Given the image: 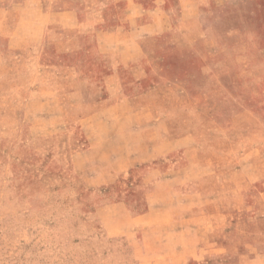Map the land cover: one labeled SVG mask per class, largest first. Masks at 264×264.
<instances>
[{"label": "rangeland", "instance_id": "obj_1", "mask_svg": "<svg viewBox=\"0 0 264 264\" xmlns=\"http://www.w3.org/2000/svg\"><path fill=\"white\" fill-rule=\"evenodd\" d=\"M95 1L1 5L25 3L30 18L46 23L37 25V37L51 41L61 28L48 25L54 15ZM101 1L114 3L128 18V0ZM138 2L146 15L139 17L136 35L149 33L145 22L157 16L180 20L173 0L163 11L153 0ZM200 22L203 40L191 49L183 46L184 54L198 59L187 66L197 89L190 117L181 124L190 127L202 161L213 147H224L235 167L244 153L255 152L258 130L264 129V114L260 122L248 116L230 121L243 108L256 111L264 100V0H220L202 9ZM148 43L150 56L140 62L153 71L149 83L180 81V39L169 34ZM24 52L20 81L48 87L51 75L42 64L53 53L38 46ZM16 80L13 70L0 73V264H231L245 237L256 232L252 208L238 226L214 224L201 232L204 248H188L177 216L180 190L190 191L189 184L180 185L188 141L146 151L134 135L117 137L114 119L64 126L43 92L8 88ZM250 160L255 162V154Z\"/></svg>", "mask_w": 264, "mask_h": 264}, {"label": "crops", "instance_id": "obj_2", "mask_svg": "<svg viewBox=\"0 0 264 264\" xmlns=\"http://www.w3.org/2000/svg\"><path fill=\"white\" fill-rule=\"evenodd\" d=\"M173 1L180 8V20L169 23L165 17L152 18L145 22L150 31L143 36L134 34V27L142 25L139 17L146 15L138 0H128V18L124 20L114 3L96 0L89 7L85 3L54 15L48 25L59 24L61 28L51 41H46L36 34L37 25L46 23L30 18L25 3L11 8L1 5L0 0V13L4 16L0 19V73H17L16 82H8L12 90L21 92L34 87L43 92L64 126L90 119H114L113 125L118 129L115 135H134L146 151L188 141L183 147L188 163L180 167V185L186 189L189 184L190 191L180 190L182 204L177 215L184 242L188 248L203 247L201 232H206V228L214 224L224 228L238 226L251 216L253 208L256 232L245 237L238 253L232 255L231 264H264V129L258 130L260 140L255 152L244 153V161L233 167V161L227 159V154L232 153L224 147H213L207 162L202 161L190 127L181 124L190 117L197 89L193 85L195 79L186 76L190 73L187 68L198 59L191 52L184 54L183 46L191 49L203 40L200 13L220 0ZM153 3L156 10L172 8V0ZM169 34L180 39V81L150 84L153 71L140 60L150 56L149 39ZM26 46L53 53L42 64L51 75L48 87L36 83L25 87L20 81ZM214 76L224 77L217 72ZM262 114L264 100L256 111L243 108L230 121L248 116L260 122ZM121 119L130 129L128 132L122 128ZM249 153L255 154V162Z\"/></svg>", "mask_w": 264, "mask_h": 264}]
</instances>
